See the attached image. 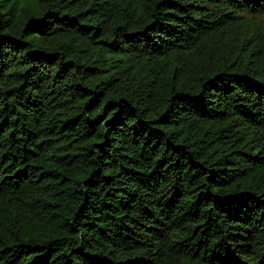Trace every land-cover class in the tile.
I'll return each mask as SVG.
<instances>
[{
	"label": "trees",
	"instance_id": "obj_1",
	"mask_svg": "<svg viewBox=\"0 0 264 264\" xmlns=\"http://www.w3.org/2000/svg\"><path fill=\"white\" fill-rule=\"evenodd\" d=\"M0 264H264V0H0Z\"/></svg>",
	"mask_w": 264,
	"mask_h": 264
}]
</instances>
